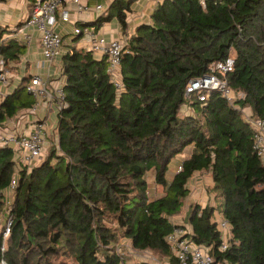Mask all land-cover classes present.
Listing matches in <instances>:
<instances>
[{"label": "trees", "instance_id": "obj_1", "mask_svg": "<svg viewBox=\"0 0 264 264\" xmlns=\"http://www.w3.org/2000/svg\"><path fill=\"white\" fill-rule=\"evenodd\" d=\"M135 1L112 0L93 21L77 25L96 31L116 18L124 32ZM25 2L31 8L34 0ZM4 31L0 26V35ZM66 47L56 145L39 164L18 171L13 150L0 147V218L4 190L17 175L7 263L124 264L116 251L124 238L133 249L173 264L167 236L183 227L185 237L206 246L216 263L264 264V159L243 117L249 109L252 119L264 121V0L158 2L150 22L125 36L120 88L105 55ZM24 49L10 39L0 43V57L7 65L19 63ZM228 57L231 100L217 89L205 92L204 100L198 98L203 91L186 94L190 81ZM29 81L30 75L23 76L0 98V125L11 118L19 123L36 102L26 92ZM204 171L216 202L192 205L188 227L178 224L189 182ZM217 219L229 223L224 251Z\"/></svg>", "mask_w": 264, "mask_h": 264}, {"label": "built area", "instance_id": "obj_2", "mask_svg": "<svg viewBox=\"0 0 264 264\" xmlns=\"http://www.w3.org/2000/svg\"><path fill=\"white\" fill-rule=\"evenodd\" d=\"M5 1L10 2L11 0ZM62 4H73L75 7L74 11L77 14L88 10V6L83 4L81 0H34L32 7H28L27 15L21 24L16 23L10 29L6 26L2 27L5 31L0 35V43L13 39L26 47L31 44V35L26 31V28L34 27L39 35L43 61H52L64 45L62 35L54 29V26L58 19L62 22L70 21L69 9ZM94 9L97 12H103L104 6L96 4ZM73 33L76 35L87 34L91 37L90 48L106 56L108 61L107 72L113 84L120 88L121 84L118 80L120 74L119 66L121 64L124 41L120 39L106 41L100 34L93 33L88 27H80L76 23L73 25ZM232 67L233 59L231 57L214 63L207 74L188 83L186 94L194 91H203L198 98L199 100H204L205 92L217 89L224 97L231 100L233 98L232 91L227 86L225 74L231 71ZM219 74L222 77H219ZM15 77L16 75L11 73L10 66L0 57V98L6 96L20 81L19 76H17L16 83ZM3 88L7 92L3 91ZM26 92L35 98L36 102L33 106L22 111V114L18 116L20 118L19 123L14 118H11L0 125V147H10L13 150L16 170L21 167H33L37 164V159L45 151L47 121L44 118H37L30 123V128H27L26 125L24 129H21L24 123H28L24 118L39 111L41 102L54 103L57 114L63 105L61 86L56 87L54 91L48 90L46 80L39 74H34L30 78V81L26 84ZM244 118L250 122L254 131V149L264 159V121L256 118L252 119L249 112L244 114ZM16 176L11 178L9 186L4 190V196L9 197V200L5 204L4 213L6 215L1 229L3 239L0 246V264H8L4 257V251L6 247L5 240L10 232L11 218L8 216V212L12 200V192L17 184ZM217 228L220 232L219 250L224 251L227 249L231 238L229 223L225 219H217ZM167 240L172 245L173 254L177 259V262L173 264H222L215 262L206 246L196 244L186 238L185 231L181 227L176 228L169 234ZM119 264L123 263L120 262Z\"/></svg>", "mask_w": 264, "mask_h": 264}, {"label": "crops", "instance_id": "obj_3", "mask_svg": "<svg viewBox=\"0 0 264 264\" xmlns=\"http://www.w3.org/2000/svg\"><path fill=\"white\" fill-rule=\"evenodd\" d=\"M102 1L107 2V4H103ZM111 1L112 0H81L83 4L88 6V10L79 14L74 11L75 7L73 4H62L69 9L70 21L62 22L60 19H58L54 26V29L62 35L64 39V45L60 49L57 56L54 57V59L50 62L43 61L38 32L34 29V27H27L26 31H28V33L31 35V44L25 47L23 54L20 56L19 63L11 62L9 64V66L13 67V69L10 68L11 73L15 74L16 77L19 76L20 79L25 75H30L31 78L34 74H39L46 80L47 88L50 91H54L56 87L61 86L64 81V78L61 75V54L66 52V46L72 43L75 44L77 47L91 49V37L87 34H74L73 25L75 23L77 24V22L85 23L93 21L96 16L106 10L108 4ZM160 1L162 0H136L135 2H133L130 6V11L126 13L127 27L124 32L121 30L120 23L116 18H112L110 21L103 23L102 26L96 31L91 28L90 29L92 30V32L94 31L93 33H96L98 35L100 34L101 36H103L106 41H111L114 39H120L124 41L125 36L133 34L135 28L138 25L150 22V15L153 9L155 8L156 4ZM5 2L6 1L1 2L3 6L0 5L1 18H4L12 9L15 10L17 6L14 5L13 0L6 3ZM96 4H102L104 6L103 12L95 11L94 6ZM27 10L28 6L25 0H23L20 15L16 17L11 16L9 23H12L11 21H13L14 19L15 22L17 21L16 23L21 24V22H23L24 18L27 15ZM14 23H12L11 26L3 25L4 23L0 26H6L10 29L14 25ZM75 38L78 39L76 42L73 41ZM92 51L94 52V55L96 57L102 56V54L97 50L92 49ZM16 77L15 82L17 83ZM3 91L7 92L4 88ZM246 110L247 111L245 112H250L249 109ZM50 113H52V116H56V122H52L51 127L50 124L47 122V127L48 129L56 128L58 114L54 103L41 102V107L39 111H37L34 115L24 118V120L28 123H24L21 129H24V126L26 125L27 128H30V123L37 118H44L45 121H48L47 117ZM171 166L174 168V165ZM5 215L6 214L3 211L0 218V228L3 226Z\"/></svg>", "mask_w": 264, "mask_h": 264}, {"label": "rangeland", "instance_id": "obj_4", "mask_svg": "<svg viewBox=\"0 0 264 264\" xmlns=\"http://www.w3.org/2000/svg\"><path fill=\"white\" fill-rule=\"evenodd\" d=\"M6 3V2H5ZM14 5L16 6V9H12L4 18L0 17V25H8L11 26L12 23L15 22L13 21L10 22L11 16L16 17L19 16L21 13V8H22V3L21 0H13ZM103 4H107V2L102 1ZM0 5L3 6V4L0 2ZM17 22V21H16ZM16 22L14 24H16ZM64 53L61 54V56ZM61 65V64H60ZM185 109V108H184ZM247 111V110H245ZM246 112H243V117ZM47 122L51 124L52 122H56V116L50 113L47 117ZM46 142H45V151L43 154L37 159V163L39 164L41 161H43L49 154L50 150L56 145V130L54 129H47V136H46ZM187 152L189 150H186ZM186 152V153H187ZM179 158V159H178ZM175 161H173L172 165H175L177 163L181 156H178ZM172 167V166H171ZM17 168V167H16ZM18 170V169H17ZM151 176V174H148ZM213 184L212 180L210 177V174L208 171L200 172L198 174H195L190 182H189V194L188 196L184 199V204L183 207L181 208V211L178 213L177 218L175 221H177L178 224L184 225L188 227L187 223V212L188 209L194 205L198 204L200 206H205V205H214V201L216 202V192L213 191L212 189ZM5 201L8 202L9 197L4 196ZM216 205V203H215ZM183 228V227H182ZM116 251L119 253V255L123 258L124 264H130L135 261H147L150 264H167L168 262V257L162 256L158 257L159 254L149 251V250H135L133 249L130 244L129 240L121 238L118 240V243L116 245ZM63 258H58V261H63ZM63 264V262H62ZM65 264V262H64Z\"/></svg>", "mask_w": 264, "mask_h": 264}]
</instances>
